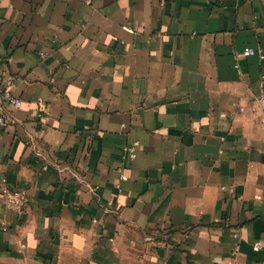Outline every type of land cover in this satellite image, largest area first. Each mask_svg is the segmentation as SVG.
<instances>
[{"label":"crops","instance_id":"crops-1","mask_svg":"<svg viewBox=\"0 0 264 264\" xmlns=\"http://www.w3.org/2000/svg\"><path fill=\"white\" fill-rule=\"evenodd\" d=\"M7 79L0 264H264V0H0Z\"/></svg>","mask_w":264,"mask_h":264},{"label":"built area","instance_id":"built-area-1","mask_svg":"<svg viewBox=\"0 0 264 264\" xmlns=\"http://www.w3.org/2000/svg\"><path fill=\"white\" fill-rule=\"evenodd\" d=\"M260 54L257 50L246 47L240 51L237 56L244 57ZM10 79H7L5 85L0 89V127L5 128L13 122L10 112L7 110V106L16 109L20 105V101L14 98L9 91ZM255 105L259 109L260 121L264 125V91H261L259 95L254 100ZM241 110V109H240ZM136 156L135 145H132L126 151V159L128 161H133ZM3 181V180H2ZM4 197L6 198V206L13 210H20L23 202L25 201L24 195L17 190H10L4 188L2 191ZM257 246V245H256Z\"/></svg>","mask_w":264,"mask_h":264}]
</instances>
